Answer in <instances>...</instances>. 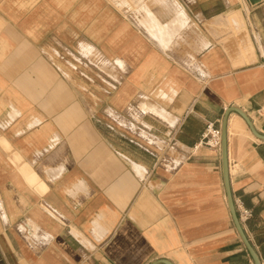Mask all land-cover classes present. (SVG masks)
Here are the masks:
<instances>
[{"label": "crops", "instance_id": "crops-1", "mask_svg": "<svg viewBox=\"0 0 264 264\" xmlns=\"http://www.w3.org/2000/svg\"><path fill=\"white\" fill-rule=\"evenodd\" d=\"M162 1L172 9L162 23L177 2L185 23L174 34L186 28L195 38L178 67L165 55L174 34L165 47L156 37L159 47L146 51L119 47L122 22L107 33L106 16L92 22V0H0V264H254L229 210L221 146L204 142L230 106L262 127L254 111L264 105V0ZM80 42L126 67L109 108L123 119L126 104L142 99L131 124L146 146L111 132L106 109L88 108L44 50L80 55ZM139 53L148 66L162 56V104L143 94ZM226 155L239 222L264 264V140L236 112Z\"/></svg>", "mask_w": 264, "mask_h": 264}, {"label": "rangeland", "instance_id": "rangeland-1", "mask_svg": "<svg viewBox=\"0 0 264 264\" xmlns=\"http://www.w3.org/2000/svg\"><path fill=\"white\" fill-rule=\"evenodd\" d=\"M179 2H182L183 0H178ZM100 3L101 7L95 5ZM117 2V3H116ZM146 2V3H145ZM170 2L167 1V4ZM177 2H175V10L172 18L174 19V16L177 12H182L183 9L178 5ZM191 7V5H188ZM171 7V5H170ZM178 7V8H176ZM186 7V6H185ZM92 8L91 11V18L92 22H97L98 18L100 16H106L107 20V29L106 32L109 34H114V26L113 23H121V28L118 31V34L121 32L124 34L122 39L115 40L116 44L121 47V45H134L139 47H145V51L147 46L151 47H159L154 39L155 37H149L148 33L145 31V28L140 24V19L142 20L143 15L145 14L146 10L151 11L155 16H157L161 22H164L168 19V17L171 16L172 11L171 8L165 6L164 2L162 0H92ZM182 10H181V9ZM185 13V12H184ZM156 17V18H157ZM157 18V19H158ZM171 18V20H172ZM180 20V19H179ZM217 22V21H215ZM168 23V22H167ZM237 28L236 24L234 25V28ZM181 28V27H180ZM178 27V29H180ZM177 29V30H178ZM173 28H171L170 36H168V40H170L171 35L174 34L175 31ZM127 35L129 36L127 38ZM137 35V36H136ZM132 36V37H131ZM115 37V36H114ZM116 38V37H115ZM194 37L186 32V28H182L178 33H175L171 41L169 43V49L170 53L166 52V58L169 57V60L173 65L179 66V63L181 61L186 60V52L182 51L185 49V47H189L192 43H194ZM96 42H100L96 38ZM137 42V43H135ZM85 44V42L79 43V50L82 53L81 45ZM87 44V43H86ZM107 48H109L107 46ZM94 48H92L87 54H78L75 50L70 48H63L62 46H57L56 44H49V46L45 47L44 50L47 53V55L51 59L52 62H54V66L57 65L56 69L60 76H62L64 79L67 80V82L71 85V87L75 90V92L81 96L85 100V104L88 108L91 110L100 109L103 112V109H106V117H108V124L113 128V130L110 129L111 132H123L124 135L129 136L132 140L137 141L139 144L146 146L145 144L147 141V135L143 131H137L135 130V125L131 124V121L133 120H140L139 115L137 116V112L133 110V107L139 103V109L141 108V100L138 101H129L126 104V107L124 109V116L123 119L118 118L115 113L110 109H114L112 104L110 103V98L114 95L115 89L114 85L116 86L115 80L120 81V76L127 71L126 67L124 68L120 62L117 60L116 62L120 64L121 69L117 68L119 66L117 63H115L114 58L115 54H108L106 56H102L99 53L91 52ZM73 51V52H72ZM184 52V53H182ZM126 53V52H124ZM119 55V54H118ZM139 55H147L139 53ZM124 56H127L125 63L127 64H134V61H132V55L131 53L124 54ZM158 55H156L157 57ZM135 59V56H134ZM161 59V60H160ZM153 61L152 58H148V55L144 58L142 64L144 67V74L143 79L146 81V83L150 84L148 88L145 89L143 94L145 96H150L151 98H157L155 100L156 102L162 104L164 101L162 100L161 95V89L163 90V84H164V76H163V67L159 64V61H162V56H160L159 61L155 63H151L148 66V63L145 62ZM175 63H174V62ZM146 64V65H144ZM157 66V69L155 71V74L153 71H151L148 76H145V72L148 71V67L152 68ZM119 66V67H120ZM122 71V72H121ZM159 85L158 91H153L152 86L153 85ZM152 85V86H151ZM154 86V88L156 87ZM109 93V94H108ZM106 95V100L102 101L101 95ZM160 96V97H159ZM135 99V98H133ZM150 102V101H149ZM133 106V107H132ZM110 107V108H109ZM142 109V108H141ZM108 114V115H107ZM102 120H104V117H101ZM121 128V129H120ZM149 142V140H148ZM151 142V140H150Z\"/></svg>", "mask_w": 264, "mask_h": 264}, {"label": "water", "instance_id": "water-1", "mask_svg": "<svg viewBox=\"0 0 264 264\" xmlns=\"http://www.w3.org/2000/svg\"><path fill=\"white\" fill-rule=\"evenodd\" d=\"M230 112H236L237 114H239L247 123L248 127L250 128L251 132L258 137L261 140H264V134L259 133L253 126L252 121L250 120V118L248 117V115L241 110L240 108L236 107V106H230L228 108H226L225 112H224V116L222 119V124H221V130H220V146H221V152H222V172H223V180H224V186H225V190H226V195H227V201H228V206H229V210L232 216V220L233 223L246 247V250L248 251V253L250 254L252 261L254 264H261L256 252L254 251L252 245L250 244V242L248 241L242 227L241 224L239 222L238 219V214L235 210V206H234V202L232 199V193H231V189H230V184H229V178H228V163H227V155H226V123H227V119H228V115ZM151 264H173L172 262H170L167 259L164 258H160L158 260H155L154 262H152Z\"/></svg>", "mask_w": 264, "mask_h": 264}, {"label": "bare ground", "instance_id": "bare-ground-1", "mask_svg": "<svg viewBox=\"0 0 264 264\" xmlns=\"http://www.w3.org/2000/svg\"><path fill=\"white\" fill-rule=\"evenodd\" d=\"M117 3V2H116ZM178 6V5H177ZM178 8V7H176ZM181 9V8H180ZM182 10V9H181ZM185 13L183 11L182 12H177L174 16V19L172 18V20H170L168 23H162L160 22L156 16L149 10L145 11V14L143 15L142 20L140 19V24L142 26H144V28L153 36L156 37L158 39V42L160 45H162L163 47L166 46V44L168 43V36H170V30L171 28H173L174 30H177L178 27H182L183 24L185 23ZM180 19V20H179ZM148 33V34H149ZM85 46V45H83ZM81 45V47H83ZM161 47V46H160ZM85 48V47H84ZM83 49V48H82ZM81 49V50H82ZM87 46H86V50H87ZM84 49L85 52H88L89 50L86 51ZM83 52V50H82ZM83 52V53H85ZM153 111H155L158 115H161L162 117L165 118L164 114H167L165 111H163L162 109L157 110V109H151ZM168 115V114H167ZM173 122V121H172ZM135 164V163H134ZM136 167L140 170L142 169V167L140 165H136Z\"/></svg>", "mask_w": 264, "mask_h": 264}, {"label": "built area", "instance_id": "built-area-1", "mask_svg": "<svg viewBox=\"0 0 264 264\" xmlns=\"http://www.w3.org/2000/svg\"><path fill=\"white\" fill-rule=\"evenodd\" d=\"M255 118L262 120V127L258 130L259 133L264 134V105L260 106L254 111ZM252 123L255 122L254 118L250 117ZM254 125V124H253ZM220 130L213 128L211 124L207 126V132L205 133V145L218 147L220 146ZM240 219L242 221L248 220L251 217V212L248 209L242 208L240 210Z\"/></svg>", "mask_w": 264, "mask_h": 264}]
</instances>
